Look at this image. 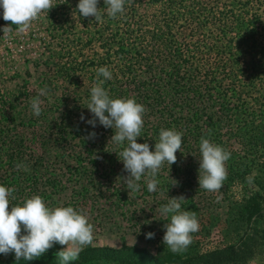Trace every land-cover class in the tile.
Listing matches in <instances>:
<instances>
[{"label":"trees","instance_id":"obj_1","mask_svg":"<svg viewBox=\"0 0 264 264\" xmlns=\"http://www.w3.org/2000/svg\"><path fill=\"white\" fill-rule=\"evenodd\" d=\"M78 3L79 0H54V7L49 10L50 22L61 16L67 19L68 26L61 28V34H66L62 41L68 46L64 50L71 56V35L87 47L99 44L98 59L85 56L81 62L88 64L92 60V66H85V71L94 69L97 73L105 66L111 71L112 79L103 85L111 98H135L145 106L138 143L147 142L155 148L160 130L175 128L184 133L181 149L199 157L201 137L210 139L231 152L229 174L224 181L227 187L243 171L232 144L238 142L243 150L264 155V0H129L125 12L116 19L103 11L106 5L100 0L103 22L96 25L91 17L80 15ZM69 61L54 64L57 76L72 82L71 75L78 71V58ZM90 90L80 89L84 91V102L77 107L78 117L60 107L55 109L59 115L50 120L48 131L55 130L56 134L46 137V149L70 141L69 133L80 138L84 146L70 154L81 166L85 155H115L127 144L112 142V136L107 137L108 128L97 122L105 136L87 145L88 129L81 128L93 115L86 111ZM81 114L85 121H81ZM110 132L115 134L112 128ZM5 143L2 157L14 170L23 148L16 139ZM97 162L100 163L98 160L94 164ZM8 179L13 186L21 183L20 176ZM255 185L257 189L252 187L240 204L238 222L246 228L235 244L202 253L199 243L193 240L185 251L174 253L163 239L153 238L156 254L138 246L114 249L88 245L70 264H240L256 243L263 241L264 245V227L261 236L257 231L259 223L264 226V210L260 206L264 204V166L257 170ZM189 208L198 212L194 205ZM0 264H60V260L56 253L48 252L33 260L0 257Z\"/></svg>","mask_w":264,"mask_h":264},{"label":"rangeland","instance_id":"obj_2","mask_svg":"<svg viewBox=\"0 0 264 264\" xmlns=\"http://www.w3.org/2000/svg\"><path fill=\"white\" fill-rule=\"evenodd\" d=\"M46 13L47 16L35 26H29L24 32L16 30L25 36L23 41L12 45L0 43V157L3 156L5 142L8 140L16 139L23 148L22 157L16 160V165L20 167L14 170L9 168L5 157L0 158V184L15 188V192L9 197V210L15 205L22 206L27 199L39 195L52 208L72 206L77 210L83 209L89 222L94 225V240L90 246L114 249L138 246L156 254L155 243H152L153 239H147L146 234L153 232L154 238L163 239L166 231L164 225L170 222V216H162L159 208L167 204L171 197L184 196L182 210L191 211L190 205L198 209L196 215L200 229L192 235L193 240L199 243L200 252L206 253L237 243L246 228L238 222L240 204L252 189L245 178L264 166V155H258L249 149L245 151L238 142L232 144L235 149L233 151H238L235 158L237 163L243 164V171L234 180V184L223 186L219 192H209L199 186L200 151L197 157L191 151L178 150L177 162L172 165L165 162L161 167L157 175L160 183L155 192L148 191L147 177H142L139 181L140 191L130 193L123 178L128 173L124 171V164L117 153L85 155L81 166L70 152L80 150V146L84 144L80 138H73L72 133L67 136L70 141H65L59 147L52 145L49 150L46 149L49 140L46 139L47 135L56 134L55 130L48 131L50 120L59 115V110L55 109L60 107L63 112L78 117L77 107L84 102V91L80 89L89 90L97 82L95 70L85 71L84 67L92 66L90 62L98 59L96 50L99 49L98 43L94 48L87 47L84 41L71 35L74 49L72 56L69 55L64 50L68 46L67 42L62 41L66 39V34H61V28L68 26L67 19L61 16L62 19H54L51 24V13ZM91 20L95 18L91 17ZM94 22L96 25L97 22ZM94 28L97 29L98 26ZM58 29L60 33L57 32ZM57 55L64 57L57 58ZM53 56L56 58L46 60ZM85 56L93 59L84 64L81 61ZM73 57L78 58V71L71 75L74 78L70 82L57 76L54 63L62 61L69 64V59ZM42 88H46L47 92L39 97L42 111L36 116L31 108V100L38 96ZM85 123L83 122L84 127L81 129H88L87 137L94 128L89 124L85 126ZM95 128L98 130L94 131L96 138H85L87 145L97 143L105 136L104 130L100 131L97 126ZM110 129L108 128L107 137L113 136ZM150 150L154 151L155 148L150 147ZM98 160L100 163L94 164ZM229 165L230 160L226 162L227 169ZM19 168L21 171H17ZM14 175L20 176V185L9 184L8 176L13 178ZM175 181L177 185L172 186ZM253 189H257V186ZM218 196L222 197L219 203L216 202ZM260 206L264 210V204ZM262 225L259 223L257 227L259 236L264 227ZM22 234L26 233L22 230ZM262 242L256 243V248L247 253L240 264H264ZM65 247L66 245L56 243L46 253L57 254ZM0 257L16 258L14 252L0 254Z\"/></svg>","mask_w":264,"mask_h":264},{"label":"clouds","instance_id":"obj_3","mask_svg":"<svg viewBox=\"0 0 264 264\" xmlns=\"http://www.w3.org/2000/svg\"><path fill=\"white\" fill-rule=\"evenodd\" d=\"M100 0H79L77 9L85 18L95 17L97 23L103 22L102 9L98 7ZM129 0H104L103 11L116 19L125 12V5ZM3 8V19L17 26L18 32H24L32 21L40 18V14L54 7V0H0ZM3 38H7L12 26H5ZM103 76L104 79H100ZM112 79L111 71L105 66L97 71V82L90 90V101L87 108L93 114L92 119L86 121L93 128L102 125L112 128L115 134L111 141L126 146L118 154L124 164V171L128 173L124 178L126 188L131 192L140 191L142 177H147V189L155 192L160 183L157 175L165 162L172 165L177 162V151H181L184 133L175 128L161 129L155 150H150L149 143H138L144 127L146 108L137 103L135 98H111L103 87L106 80ZM47 89L39 90L37 97L31 100L34 115L41 114L40 96L46 95ZM81 121L85 117L81 114ZM96 133L90 132L86 139H95ZM182 152V151H181ZM199 186L209 192H219L228 177L226 162L231 152L210 139L201 137L200 141ZM17 167H20L17 165ZM256 173L247 176L248 186L254 187ZM177 182L172 186H176ZM15 188L0 184V254H15L17 260H33L42 256L56 243L66 245L57 253L60 264H70L78 259L80 251L94 240V225L83 209L77 210L72 206L49 207L45 200L34 195L23 205L10 206L9 197ZM221 196L217 197L219 203ZM184 196L171 197L167 204L161 206L162 216H170V222L164 225L166 229L163 243L172 252H183L193 242V233L200 229L197 215L194 211L182 210ZM23 233L26 234H22ZM155 233L146 234L147 239H153Z\"/></svg>","mask_w":264,"mask_h":264},{"label":"built area","instance_id":"obj_4","mask_svg":"<svg viewBox=\"0 0 264 264\" xmlns=\"http://www.w3.org/2000/svg\"><path fill=\"white\" fill-rule=\"evenodd\" d=\"M3 8L0 7V29H2L5 26H12V31L9 33L7 38H3L4 33L3 31H0V43H6V44H15V43H19L21 41H23L25 39V36L20 35L16 30L17 26L16 25H11L10 21H5L3 19ZM49 10L42 12L40 14V18H38L37 20H34L31 22V24L29 26H35L40 20H42L43 18H45L47 16V13ZM29 26L27 28H29ZM27 30V29H26Z\"/></svg>","mask_w":264,"mask_h":264}]
</instances>
